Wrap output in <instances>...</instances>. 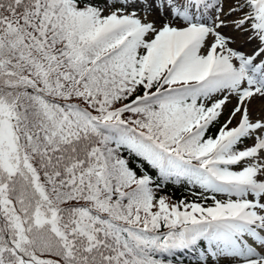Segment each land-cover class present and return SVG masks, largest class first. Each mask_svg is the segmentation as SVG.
Returning <instances> with one entry per match:
<instances>
[{
	"label": "snow or ice",
	"instance_id": "obj_1",
	"mask_svg": "<svg viewBox=\"0 0 264 264\" xmlns=\"http://www.w3.org/2000/svg\"><path fill=\"white\" fill-rule=\"evenodd\" d=\"M224 3L0 0V264H264V0Z\"/></svg>",
	"mask_w": 264,
	"mask_h": 264
},
{
	"label": "trees",
	"instance_id": "obj_2",
	"mask_svg": "<svg viewBox=\"0 0 264 264\" xmlns=\"http://www.w3.org/2000/svg\"><path fill=\"white\" fill-rule=\"evenodd\" d=\"M222 118H221V123H222ZM219 128V124L215 125L212 129H211V133H215V131ZM145 167H148L147 165H145ZM151 174L153 176L156 175V171L155 170H150ZM201 190L196 187L193 188L187 184H183V183H167L165 186H163L161 188V190L159 192H157V196H166L168 198V202L170 204L172 203H178L182 200L186 201V202H203L205 204H211L212 201L211 199H208L206 201H202L201 197L198 195V193ZM206 196H211L208 193H205ZM219 198V197H218ZM166 259H171L173 261V264H179V262L182 260L183 264H189L190 260H193L194 257L191 253L185 254V255H180L177 254L175 257L169 255V254H165L164 257Z\"/></svg>",
	"mask_w": 264,
	"mask_h": 264
},
{
	"label": "rangeland",
	"instance_id": "obj_3",
	"mask_svg": "<svg viewBox=\"0 0 264 264\" xmlns=\"http://www.w3.org/2000/svg\"><path fill=\"white\" fill-rule=\"evenodd\" d=\"M224 8H225V11H227V8H228V0H225V3H224ZM141 15L143 16V13H141ZM149 18H152L151 16ZM224 31L228 32L229 34H232V35H236L237 36V43L236 45H233L234 47L236 46H241L243 45L244 43V37L240 36L239 34L237 33H232L230 29H225ZM254 47V45H248L244 48L245 51H248V52H251L252 48ZM231 103V107L234 106L235 104V99H232V101L230 102ZM264 105V99H261L259 97H256L252 100V103H251V110H252V113H253V117L255 118L258 114H260L261 112V106ZM228 110V109H226ZM237 119H239V117H237ZM252 142L250 143H247V144H251Z\"/></svg>",
	"mask_w": 264,
	"mask_h": 264
}]
</instances>
